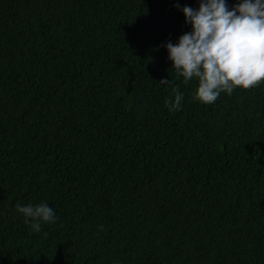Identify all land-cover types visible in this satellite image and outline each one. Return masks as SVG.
I'll use <instances>...</instances> for the list:
<instances>
[{
	"label": "trees",
	"instance_id": "1",
	"mask_svg": "<svg viewBox=\"0 0 264 264\" xmlns=\"http://www.w3.org/2000/svg\"><path fill=\"white\" fill-rule=\"evenodd\" d=\"M199 3L0 0V264H264V81L194 99Z\"/></svg>",
	"mask_w": 264,
	"mask_h": 264
},
{
	"label": "clouds",
	"instance_id": "2",
	"mask_svg": "<svg viewBox=\"0 0 264 264\" xmlns=\"http://www.w3.org/2000/svg\"><path fill=\"white\" fill-rule=\"evenodd\" d=\"M182 11L192 31L165 47L185 84L198 78L194 99L212 104L221 92L231 95L235 88H255L264 81V0H241L231 10L225 0H200L198 10L185 6ZM183 99L177 94L174 101H166L169 111L179 110ZM17 211L37 233L42 224L56 220L53 208L43 201L17 205Z\"/></svg>",
	"mask_w": 264,
	"mask_h": 264
}]
</instances>
